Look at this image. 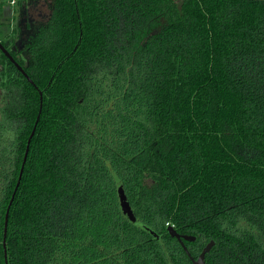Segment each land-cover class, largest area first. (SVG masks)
Instances as JSON below:
<instances>
[{
	"label": "trees",
	"instance_id": "trees-1",
	"mask_svg": "<svg viewBox=\"0 0 264 264\" xmlns=\"http://www.w3.org/2000/svg\"><path fill=\"white\" fill-rule=\"evenodd\" d=\"M0 13V264H264V0Z\"/></svg>",
	"mask_w": 264,
	"mask_h": 264
},
{
	"label": "water",
	"instance_id": "water-1",
	"mask_svg": "<svg viewBox=\"0 0 264 264\" xmlns=\"http://www.w3.org/2000/svg\"><path fill=\"white\" fill-rule=\"evenodd\" d=\"M0 49L3 51V53L16 65V67L18 68V70L26 77V79L32 84V80L28 77V75L25 73V71L18 65L16 64V62L14 61V59L10 56V54L8 53V51L3 47V45L1 44L0 42ZM42 92H40V96H41V100H42ZM41 111H42V104H41V107H40V112H39V115H38V118H37V121H36V125L40 119V114H41ZM36 125L30 135V138L28 140V144H27V149H26V154H25V157H24V161H23V166H22V169H21V174L19 176V182L17 184V187H16V190L19 186V183H20V180H21V177H22V174H23V170H24V165L26 163V160H27V156H28V152H29V148H30V143H31V140L35 134V129H36ZM118 196H119V203H120V207H121V210H122V213L123 215L130 221L132 222L133 224H135L136 226L140 227V228H143L144 230H146L147 232H149L150 234H152L153 236H155L156 238L158 237L157 234L149 227L145 226V225H142L140 224L133 212H132V209L130 207V204L127 200V197H126V194H125V191H124V188L122 185H119V188H118ZM12 201H13V198L11 200V203L9 205V208L7 210V213H6V219H5V231H4V246H5V238H6V235H7V228H8V218H9V209H10V206L12 204ZM168 232L170 233V235L173 237V238H176L179 243L182 245V247L184 248L185 252L187 253V255L190 257V259L192 260L193 264H206L205 262V258H206V255L211 251V249L213 248L214 246V242H210L204 249L203 251L201 252V254L198 256L197 259H194L190 252L188 251V249L186 248L185 244H184V241H190V242H194L195 241V237L194 236H187V235H180L176 232V230L174 229V227L170 226L168 228Z\"/></svg>",
	"mask_w": 264,
	"mask_h": 264
},
{
	"label": "rangeland",
	"instance_id": "rangeland-1",
	"mask_svg": "<svg viewBox=\"0 0 264 264\" xmlns=\"http://www.w3.org/2000/svg\"><path fill=\"white\" fill-rule=\"evenodd\" d=\"M3 6L6 7L7 4H5V1L3 2ZM41 10L39 12H34L33 17L34 19H36L37 17L41 16V15H45L47 12L46 7L41 6ZM6 10H8L9 8H5ZM35 15V16H34ZM9 26L7 23V17H6V13H0V33L2 34V36H4L5 34L9 33Z\"/></svg>",
	"mask_w": 264,
	"mask_h": 264
}]
</instances>
